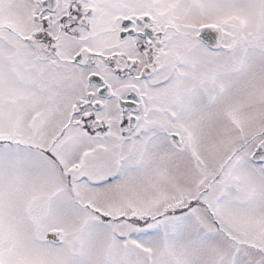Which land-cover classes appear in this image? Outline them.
<instances>
[{"label": "rangeland", "instance_id": "obj_1", "mask_svg": "<svg viewBox=\"0 0 264 264\" xmlns=\"http://www.w3.org/2000/svg\"><path fill=\"white\" fill-rule=\"evenodd\" d=\"M155 1L173 39L150 79L184 58L195 77L186 85L196 89L168 121L184 66L170 83L134 84L147 92L155 130L166 126L179 140L158 131L119 148L115 133L103 145L69 127L56 136L54 163L31 145L44 147L56 135L70 92L78 97L82 88L71 90L57 68L40 78L14 51H0L4 264H264V155L251 159L264 149V0ZM96 25L80 40L65 38V49H100L106 29ZM215 26L227 33L225 52L198 44L186 59L192 38L184 33ZM102 65L96 70L108 72ZM214 70L222 92L210 102ZM48 231L60 242L46 241Z\"/></svg>", "mask_w": 264, "mask_h": 264}, {"label": "flooded vegetation", "instance_id": "obj_2", "mask_svg": "<svg viewBox=\"0 0 264 264\" xmlns=\"http://www.w3.org/2000/svg\"><path fill=\"white\" fill-rule=\"evenodd\" d=\"M143 2L0 0V30L5 34L0 33V41L6 44H0V51H14L16 56L22 57L24 68L29 66L40 78L45 77L43 74L48 69L57 68L59 76L65 79L71 90L82 88V94L78 97L70 92L67 100L69 112L65 114V109L60 112L65 120L56 135L44 147L31 145L39 147L36 148L37 152L46 155L54 163L58 161L55 155L56 136L63 135L69 127L86 136H94V140L103 145L115 137V133L119 138V148L124 143L132 145L139 137L155 135L154 132L158 131H164L158 134H164L166 130L169 135L176 134L166 126L155 130L156 123L150 113L152 108L149 109L147 104V92L134 83L146 79L152 87L170 83L184 66V77L181 78L184 86L176 85L181 88L174 95L172 93L174 100L169 102V108L175 110L169 113L168 121H172L182 113L185 94H193L192 91L196 89L195 85H186L190 80L189 75L194 77V74L188 75L183 58L178 59L182 63L169 65L161 78L150 79L156 75L159 67L162 68L159 61L173 38L168 29L171 25L163 24L160 27V23H168L170 20L156 15L157 9L161 8L157 2ZM109 19L111 23L107 22ZM97 20L106 29L100 49L85 48L74 52L65 49V38L82 39V35L90 34L98 28ZM214 29L213 32L210 30L203 34L184 33L191 36L192 43L186 45L185 54L182 55L189 59L187 54L194 51L198 44L215 55L225 52L223 49H226L224 43L227 33L219 26ZM228 44L229 54H235L236 39ZM102 63L107 65L105 67L108 72L96 70L98 65L104 67ZM220 71L214 70L208 77L207 90L215 85L217 87L210 94V102H216L222 92ZM0 264H4L1 252Z\"/></svg>", "mask_w": 264, "mask_h": 264}, {"label": "water", "instance_id": "obj_3", "mask_svg": "<svg viewBox=\"0 0 264 264\" xmlns=\"http://www.w3.org/2000/svg\"><path fill=\"white\" fill-rule=\"evenodd\" d=\"M260 154H261V152L258 151V152L256 153V155H255L253 158H254V159H258L259 156H260ZM49 236H50V237H51V236L53 237L54 235H49Z\"/></svg>", "mask_w": 264, "mask_h": 264}]
</instances>
